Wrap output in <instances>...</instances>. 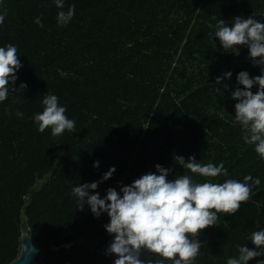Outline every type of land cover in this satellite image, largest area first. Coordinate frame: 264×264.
<instances>
[{
    "label": "trees",
    "instance_id": "obj_1",
    "mask_svg": "<svg viewBox=\"0 0 264 264\" xmlns=\"http://www.w3.org/2000/svg\"><path fill=\"white\" fill-rule=\"evenodd\" d=\"M69 5L75 14L66 26L57 24L53 0L0 6L6 12L0 46L14 44L22 63L14 91L0 103V264L18 257L27 229L37 249L81 240L51 251L41 264H114L107 214L95 217L87 205L81 211L72 188L98 182L94 191L103 198L107 189L119 192L155 172L157 164L169 169V179H202L176 157L222 161L228 176L219 182L246 175L261 180L237 213H221L216 226L202 230L195 264H226L239 246L255 248L249 236L264 229V159L233 123L231 93L243 89L239 72L254 77L261 69L247 47L223 50L209 35L221 18L230 25L254 13L264 22V0H65V11ZM37 16L43 27L34 23ZM228 71L231 78L223 79ZM47 94L66 107L74 131L53 136L50 128L37 130L33 116ZM111 167L115 172L102 181ZM141 258L157 256L145 251ZM259 260L264 256L248 264Z\"/></svg>",
    "mask_w": 264,
    "mask_h": 264
},
{
    "label": "clouds",
    "instance_id": "obj_2",
    "mask_svg": "<svg viewBox=\"0 0 264 264\" xmlns=\"http://www.w3.org/2000/svg\"><path fill=\"white\" fill-rule=\"evenodd\" d=\"M53 2L60 9L56 16L57 24L66 26L75 14V5H69L65 11V0ZM3 4L4 0H0V6ZM5 15L6 12L0 11V25L4 23ZM255 16L253 13L247 18L234 17L230 25L219 19L209 40L215 47L213 38L218 39L223 50L237 52L240 46L247 47L252 63L260 66L258 76L250 77L247 71L237 74L236 81L243 89L237 87L231 98L237 101L233 123L240 126L243 142L253 146L258 156L264 159V22ZM34 23L43 27L40 16ZM17 53L14 44L0 46V103L8 98L10 91H14L15 74L22 67ZM60 74L64 75L62 71ZM231 76V71L225 72L223 79ZM221 80V77H216L215 83L221 84ZM254 85L258 86L255 94L251 91ZM42 105V112L33 116L38 131L50 128L53 136L74 131L75 121L65 115L66 107L59 104L56 95H45ZM16 115L22 117L23 113L17 112ZM176 161L202 179H194L188 174L169 179V169L157 164L155 172L121 186L119 192L109 188L103 198L94 191L98 182L78 184L72 188L76 206L81 211L87 205L95 217L107 214L109 222L104 228L114 237L107 253L115 255L114 264H165V260L171 264H195L204 247L199 240L202 230L216 226L221 213H237L241 204L253 196V187L261 184L259 177L251 175L244 176L243 181L227 178L219 182L216 178L228 176L222 161L201 163L194 157H189L187 162L183 157H176ZM98 166L99 162L95 161L93 167ZM114 172L115 167L109 168L102 181L109 179ZM249 239L255 248L239 246L238 255L228 257L226 264H248L250 260L264 256V229L252 232ZM145 251L155 254L157 259H142ZM257 264H264V260Z\"/></svg>",
    "mask_w": 264,
    "mask_h": 264
},
{
    "label": "water",
    "instance_id": "obj_3",
    "mask_svg": "<svg viewBox=\"0 0 264 264\" xmlns=\"http://www.w3.org/2000/svg\"><path fill=\"white\" fill-rule=\"evenodd\" d=\"M77 243H81V240H75L68 244H61L57 247L37 249L32 243L31 231L30 229H27L21 233L20 253L18 257L9 264H41V258L51 251L58 250L62 247H68Z\"/></svg>",
    "mask_w": 264,
    "mask_h": 264
}]
</instances>
